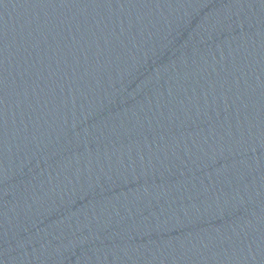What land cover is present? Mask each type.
<instances>
[{
  "label": "water",
  "instance_id": "obj_1",
  "mask_svg": "<svg viewBox=\"0 0 264 264\" xmlns=\"http://www.w3.org/2000/svg\"><path fill=\"white\" fill-rule=\"evenodd\" d=\"M0 264H264V0H0Z\"/></svg>",
  "mask_w": 264,
  "mask_h": 264
}]
</instances>
